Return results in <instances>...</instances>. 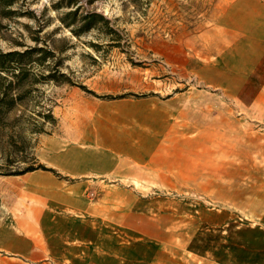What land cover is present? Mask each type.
I'll use <instances>...</instances> for the list:
<instances>
[{
	"label": "rangeland",
	"instance_id": "1",
	"mask_svg": "<svg viewBox=\"0 0 264 264\" xmlns=\"http://www.w3.org/2000/svg\"><path fill=\"white\" fill-rule=\"evenodd\" d=\"M228 1L0 0V54H21L4 62L13 70H0V87L22 76L0 90V179L32 158L50 167L41 146L59 136L63 149L76 144V117L91 134L76 145L102 153L117 176L99 177V190L120 201L128 197L118 190L132 189L136 204L156 206L161 261L171 253L177 264H264V54L244 77L233 74L240 63L207 70L217 61L201 58ZM90 13L100 17L82 30ZM12 96L21 98L7 108ZM153 128L158 141L143 164L127 144Z\"/></svg>",
	"mask_w": 264,
	"mask_h": 264
},
{
	"label": "crops",
	"instance_id": "2",
	"mask_svg": "<svg viewBox=\"0 0 264 264\" xmlns=\"http://www.w3.org/2000/svg\"><path fill=\"white\" fill-rule=\"evenodd\" d=\"M218 20L205 37L207 51L201 55L217 62H208L203 68H222L224 61H232L240 63L230 65L233 74L244 77L264 54V0H229ZM211 44L219 45L218 50ZM216 73L221 77V70ZM211 81L221 83V79ZM73 122L70 141L90 142V132L80 130L76 117ZM135 132L142 139L127 144L134 147L127 153L144 164L158 141V130ZM119 134L113 131L110 137ZM59 137L58 142L41 146L38 158L79 180L68 184L42 169L0 179V264H177L171 253L161 261L162 229L156 206L147 204L149 199L136 204L132 189L118 190L128 197L120 201L114 199L112 188L99 190V177L117 178L106 173L109 159L76 144L63 149ZM92 140L97 146L114 145L104 137Z\"/></svg>",
	"mask_w": 264,
	"mask_h": 264
},
{
	"label": "trees",
	"instance_id": "3",
	"mask_svg": "<svg viewBox=\"0 0 264 264\" xmlns=\"http://www.w3.org/2000/svg\"><path fill=\"white\" fill-rule=\"evenodd\" d=\"M97 16L100 17V15H96L95 13H90L88 15H84V18H85L86 21L83 24L82 30L90 28L93 25V22H95L94 18L97 17ZM14 55H17V56L14 57ZM19 55H21V54H17L15 52H9V53L0 54V70L12 71L13 69H11V66L10 67H6V65H4V62L6 60L19 61L20 60ZM8 68H10V69H8ZM21 75H24V73H22ZM11 76L13 78L15 77L16 80L11 77L5 85H2V87H0L1 92L4 93V94H8V93L12 92V90L16 89L18 87V85H19L18 81L22 78V76H20L18 78V74L17 73H13V72L11 73ZM20 98H21V96H17V97H13L12 96V97H10L8 99V101H7L8 103H10L7 108H10L11 104H13L16 99H20ZM4 100H5L4 97L0 98V102H3ZM43 117L47 118V119H51V120L53 119L50 111L48 113H45L43 115ZM40 129H38L36 131H40ZM35 169L50 170V171L56 173V171L54 169H52L50 167H46L44 164L37 162V160L35 158H32V160H31V162L29 164L23 166L20 169H17V170L15 169L13 171L9 170V171H5V172H2V173H4V174H21V173H24V172H27V171H32V170H35Z\"/></svg>",
	"mask_w": 264,
	"mask_h": 264
}]
</instances>
